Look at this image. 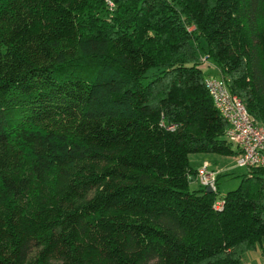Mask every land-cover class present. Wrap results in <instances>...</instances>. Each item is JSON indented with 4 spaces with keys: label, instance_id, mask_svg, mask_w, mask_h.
<instances>
[{
    "label": "trees",
    "instance_id": "1",
    "mask_svg": "<svg viewBox=\"0 0 264 264\" xmlns=\"http://www.w3.org/2000/svg\"><path fill=\"white\" fill-rule=\"evenodd\" d=\"M112 1L0 0V264H242L264 169L217 197L189 156L237 153L202 59L264 125V0Z\"/></svg>",
    "mask_w": 264,
    "mask_h": 264
},
{
    "label": "built area",
    "instance_id": "2",
    "mask_svg": "<svg viewBox=\"0 0 264 264\" xmlns=\"http://www.w3.org/2000/svg\"><path fill=\"white\" fill-rule=\"evenodd\" d=\"M104 1L108 10L112 11L114 2ZM205 86L215 108L227 123L224 137L237 150L236 166L264 169V125L255 122L240 97L229 90L226 76L205 77ZM217 174L218 171L209 169L208 164L204 163L196 169L195 179L200 186H210L214 191ZM221 205L222 200L217 198L214 207L220 208Z\"/></svg>",
    "mask_w": 264,
    "mask_h": 264
},
{
    "label": "rangeland",
    "instance_id": "3",
    "mask_svg": "<svg viewBox=\"0 0 264 264\" xmlns=\"http://www.w3.org/2000/svg\"><path fill=\"white\" fill-rule=\"evenodd\" d=\"M205 61H206V59H202L201 69H203L202 71H203V73H204V75L206 77L208 74H211V73L215 72L216 68L214 66L215 63L212 60L208 59L209 66L207 64H204ZM205 63H207V61ZM204 157H205V155L202 154V153L191 154L189 156V164H190L191 168L193 170H196L200 166H202L204 163H207V162L203 161ZM209 157H211V156H207V158H209ZM80 166H81V169H80L81 173H83V175H85L86 173H88L90 171V168H93L94 170L98 171L103 166H105V164L102 163V162H99V161H92V162L84 161L82 163V165H80ZM194 175H195V173L194 174L190 173V175H189L190 188H192V189L200 187V185L196 183V180L194 179ZM236 178L238 179V182L236 183V185H233V181ZM51 180L52 179H50L47 182L46 186L44 187L43 194H46V196H44V199H51V197H48L50 195V192L53 191V189L51 187L53 182ZM230 181H232V183H229ZM239 183H240V177H238V176L237 177H232L228 173H222V175L218 177V181H217V184H216V188L218 190L217 197L222 195L223 193H225L227 190L235 188L236 186H238ZM93 193H94V189H91V190H88V191L85 192V195L83 196L82 199H79V198L71 199V205H73V208H74L75 205H77V208H78V205H83V203L85 201H88L90 199V197H92ZM63 208H64V210L71 209V212L75 211L73 208H70L67 205H63ZM62 226H63V224L60 223V221H59L58 227L61 228ZM65 229H66V227H65ZM66 251H67L66 255H68V257L71 256L70 253L74 254V251H72L71 248H68ZM69 259L72 260L73 259L72 256L69 257ZM73 262H74V260H73ZM52 263L53 264H69L68 260L65 258L64 255H61V256H59L57 258H54L52 260ZM106 264H114V263L107 262Z\"/></svg>",
    "mask_w": 264,
    "mask_h": 264
},
{
    "label": "crops",
    "instance_id": "4",
    "mask_svg": "<svg viewBox=\"0 0 264 264\" xmlns=\"http://www.w3.org/2000/svg\"><path fill=\"white\" fill-rule=\"evenodd\" d=\"M206 61L207 63H205ZM206 61L204 62V64H207L209 66L208 60ZM214 66L216 68V71L211 74H208L206 77L221 76L217 66L216 65ZM202 154L205 155L203 161L207 162L209 169L218 171V174L220 175H222V173H228L232 177H237L239 174L245 173L247 171V168L245 167L236 166L235 163L236 154L232 156H223L214 153H202ZM207 156H211V157L207 158ZM194 179H195V175H194ZM236 179L233 181V185H236V183L238 182V179L237 180ZM229 183H232V181H230ZM242 264H264V240L262 242H258L254 248L249 249L243 253Z\"/></svg>",
    "mask_w": 264,
    "mask_h": 264
},
{
    "label": "water",
    "instance_id": "5",
    "mask_svg": "<svg viewBox=\"0 0 264 264\" xmlns=\"http://www.w3.org/2000/svg\"><path fill=\"white\" fill-rule=\"evenodd\" d=\"M205 189H206V191H208V192H212V188H211L210 186H206Z\"/></svg>",
    "mask_w": 264,
    "mask_h": 264
}]
</instances>
